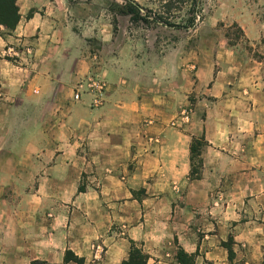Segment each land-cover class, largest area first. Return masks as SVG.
<instances>
[{
  "label": "crops",
  "instance_id": "0c3cea01",
  "mask_svg": "<svg viewBox=\"0 0 264 264\" xmlns=\"http://www.w3.org/2000/svg\"><path fill=\"white\" fill-rule=\"evenodd\" d=\"M111 2L17 0L0 27V264H123L132 245L148 264H264L260 2L207 0L195 44L164 57L115 31Z\"/></svg>",
  "mask_w": 264,
  "mask_h": 264
},
{
  "label": "trees",
  "instance_id": "16d2710c",
  "mask_svg": "<svg viewBox=\"0 0 264 264\" xmlns=\"http://www.w3.org/2000/svg\"><path fill=\"white\" fill-rule=\"evenodd\" d=\"M118 1L121 3L116 5L120 15L129 17L130 22L134 25H143L148 28L161 27L168 30L188 32L195 30L204 21L203 11L207 0H164L158 10L143 8L132 0ZM16 2L17 0H0V27L12 31L16 29L20 20ZM186 5H189V7L187 8L185 18L180 19L176 17L174 13H179L181 8H184ZM115 24L114 22V27ZM206 146V142L202 140L195 141L192 145V179H198L200 176V169L203 166L201 155ZM80 191H84V188H80ZM177 259L180 264H188L191 261V258L183 251L178 253ZM71 261L80 263L78 258L68 253L66 263ZM123 264H148V257L143 253L142 249L132 245L129 258Z\"/></svg>",
  "mask_w": 264,
  "mask_h": 264
},
{
  "label": "rangeland",
  "instance_id": "374dc122",
  "mask_svg": "<svg viewBox=\"0 0 264 264\" xmlns=\"http://www.w3.org/2000/svg\"><path fill=\"white\" fill-rule=\"evenodd\" d=\"M257 1L260 2V5L259 7H255L253 9L254 13H257L258 16L264 19V0ZM152 2V10H158L162 6L164 0H152ZM118 4H121L120 1L112 0V2L108 5L109 11L114 18L113 25L114 22L116 23L114 27V29L116 28L115 31L118 33H126L135 44L137 43L139 45V50H144L145 52L149 51L147 52L149 56L155 55L164 57L167 54L166 51H168L169 48L174 47L189 36H191L194 44L196 40H198V37L196 36L198 34L197 31L200 24L195 30H190L188 32L181 30H168L161 27L148 28L143 25H134L130 22L129 17L120 15L119 9L116 6ZM188 7L189 5H186L184 8H181L179 13H174V15L180 19H184ZM209 13L210 9L205 8L203 11L204 20L209 16ZM222 32L225 36L230 38V44H240L241 46L248 49H254V47H250L249 43L244 38L243 31L238 25H227L226 27L222 28Z\"/></svg>",
  "mask_w": 264,
  "mask_h": 264
},
{
  "label": "built area",
  "instance_id": "2783aa9c",
  "mask_svg": "<svg viewBox=\"0 0 264 264\" xmlns=\"http://www.w3.org/2000/svg\"><path fill=\"white\" fill-rule=\"evenodd\" d=\"M9 55H11V51L8 52ZM82 86H80L81 88ZM106 89V85H105V82L100 80V79H97V78H90L88 79L87 81V90L90 92V93H93L95 95H102L104 93ZM81 96H80V93H76L75 96H74V100L76 102H78L80 100ZM95 105H98V103L95 102ZM182 120L188 122L189 121V115L188 113H184V115L182 116Z\"/></svg>",
  "mask_w": 264,
  "mask_h": 264
}]
</instances>
